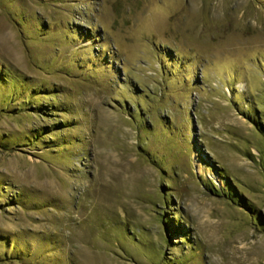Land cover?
<instances>
[{
  "label": "rangeland",
  "instance_id": "374dc122",
  "mask_svg": "<svg viewBox=\"0 0 264 264\" xmlns=\"http://www.w3.org/2000/svg\"><path fill=\"white\" fill-rule=\"evenodd\" d=\"M261 149L264 0H0V264H264Z\"/></svg>",
  "mask_w": 264,
  "mask_h": 264
},
{
  "label": "trees",
  "instance_id": "16d2710c",
  "mask_svg": "<svg viewBox=\"0 0 264 264\" xmlns=\"http://www.w3.org/2000/svg\"><path fill=\"white\" fill-rule=\"evenodd\" d=\"M3 147H5V148H6L7 146H3ZM261 150H262V149H261ZM263 151H264V150H262V151H261V153H262ZM263 153H264V152H263ZM263 153H262V155H264ZM230 188H231V187H230ZM231 189H233V190H234V188H231ZM231 189H230V193H232V192H233ZM236 194H238V193L236 192ZM238 196H239V199L241 200V195H240V194H238ZM237 201H239V200H237ZM239 202H240V201H239ZM248 204H249V203H248Z\"/></svg>",
  "mask_w": 264,
  "mask_h": 264
}]
</instances>
